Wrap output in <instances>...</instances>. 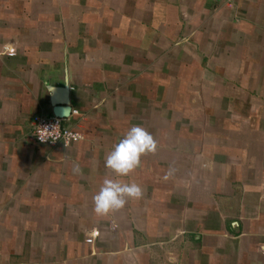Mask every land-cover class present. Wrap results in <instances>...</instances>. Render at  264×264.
I'll list each match as a JSON object with an SVG mask.
<instances>
[{"label":"crops","instance_id":"0c3cea01","mask_svg":"<svg viewBox=\"0 0 264 264\" xmlns=\"http://www.w3.org/2000/svg\"><path fill=\"white\" fill-rule=\"evenodd\" d=\"M105 177L142 197L97 215ZM0 264H264V0H0Z\"/></svg>","mask_w":264,"mask_h":264},{"label":"clouds","instance_id":"9594fccd","mask_svg":"<svg viewBox=\"0 0 264 264\" xmlns=\"http://www.w3.org/2000/svg\"><path fill=\"white\" fill-rule=\"evenodd\" d=\"M4 51L14 54L10 44L4 45ZM156 150L157 142L153 135L144 127L134 125L106 156L105 167L116 177H127L140 166L142 156L154 154ZM142 195L143 189L134 181L105 177L93 196L94 212L100 216L108 215L124 208L128 200L140 199Z\"/></svg>","mask_w":264,"mask_h":264},{"label":"built area","instance_id":"2783aa9c","mask_svg":"<svg viewBox=\"0 0 264 264\" xmlns=\"http://www.w3.org/2000/svg\"><path fill=\"white\" fill-rule=\"evenodd\" d=\"M71 111L75 112L76 109ZM61 117L58 115H32L30 119L31 135L38 143H57L69 142L81 138L80 132L73 127L61 122Z\"/></svg>","mask_w":264,"mask_h":264},{"label":"water","instance_id":"95a60500","mask_svg":"<svg viewBox=\"0 0 264 264\" xmlns=\"http://www.w3.org/2000/svg\"><path fill=\"white\" fill-rule=\"evenodd\" d=\"M53 114L58 115V116H65L69 111L70 107L66 103L63 105H56L53 107Z\"/></svg>","mask_w":264,"mask_h":264}]
</instances>
